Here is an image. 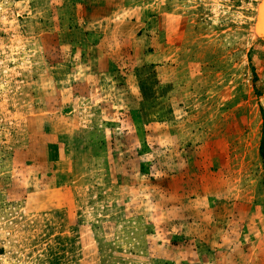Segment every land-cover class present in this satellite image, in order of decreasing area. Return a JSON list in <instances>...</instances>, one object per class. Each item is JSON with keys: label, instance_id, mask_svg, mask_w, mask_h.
<instances>
[{"label": "rangeland", "instance_id": "374dc122", "mask_svg": "<svg viewBox=\"0 0 264 264\" xmlns=\"http://www.w3.org/2000/svg\"><path fill=\"white\" fill-rule=\"evenodd\" d=\"M258 1L0 0V264H264Z\"/></svg>", "mask_w": 264, "mask_h": 264}, {"label": "water", "instance_id": "95a60500", "mask_svg": "<svg viewBox=\"0 0 264 264\" xmlns=\"http://www.w3.org/2000/svg\"><path fill=\"white\" fill-rule=\"evenodd\" d=\"M252 30L256 41L264 43V0H259L256 4Z\"/></svg>", "mask_w": 264, "mask_h": 264}, {"label": "trees", "instance_id": "16d2710c", "mask_svg": "<svg viewBox=\"0 0 264 264\" xmlns=\"http://www.w3.org/2000/svg\"><path fill=\"white\" fill-rule=\"evenodd\" d=\"M253 69V68H252ZM253 72H254V78H253V81L255 82L256 81V76H255V71L253 69ZM262 136H261V142H260V156L262 158H264V114H263V128H262Z\"/></svg>", "mask_w": 264, "mask_h": 264}]
</instances>
